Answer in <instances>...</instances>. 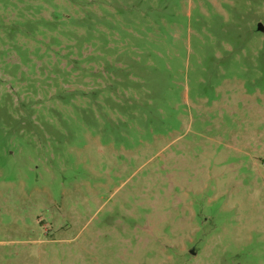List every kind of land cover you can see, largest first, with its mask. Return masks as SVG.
<instances>
[{"label": "rangeland", "instance_id": "rangeland-1", "mask_svg": "<svg viewBox=\"0 0 264 264\" xmlns=\"http://www.w3.org/2000/svg\"><path fill=\"white\" fill-rule=\"evenodd\" d=\"M0 264H264V0H0Z\"/></svg>", "mask_w": 264, "mask_h": 264}]
</instances>
